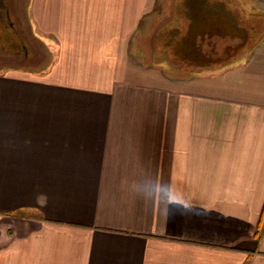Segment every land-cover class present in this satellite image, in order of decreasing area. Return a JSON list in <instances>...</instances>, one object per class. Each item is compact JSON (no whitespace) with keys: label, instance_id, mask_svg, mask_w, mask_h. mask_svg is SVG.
Instances as JSON below:
<instances>
[{"label":"crops","instance_id":"1","mask_svg":"<svg viewBox=\"0 0 264 264\" xmlns=\"http://www.w3.org/2000/svg\"><path fill=\"white\" fill-rule=\"evenodd\" d=\"M162 4L29 0L48 61L0 73V264H264V39L180 86L146 62Z\"/></svg>","mask_w":264,"mask_h":264},{"label":"rangeland","instance_id":"2","mask_svg":"<svg viewBox=\"0 0 264 264\" xmlns=\"http://www.w3.org/2000/svg\"><path fill=\"white\" fill-rule=\"evenodd\" d=\"M238 1L227 0V2H229V6L237 7L236 11L234 12L238 18L236 21L237 24L233 21V18L224 11V7H222L220 4H216V5L207 4L205 3V0H196L195 4H193V2H191L190 0L185 1L187 15L192 18V21L189 24L190 30L187 34V35L190 34V37L186 41L188 44L187 47L192 48V50L190 51L187 50L186 46L184 47L183 45H178L176 49L175 43L178 42L179 40H176V38L172 39L178 33V26L176 25L177 21L175 20L174 21L175 24L172 25L173 27L171 28V30L169 29V32L167 33L168 36L167 39L170 40L169 44L171 46L169 45L170 46L169 48H167L168 46H166L165 47L166 49L163 48L162 50L164 52L161 50V54H162L160 55L161 59H157L159 61L161 60L164 61V63H162L161 66H159V68L162 69L165 67L164 68L165 71H163V74L167 75L165 77H168V75H171V77L174 76L175 78L179 79L178 81L181 84L180 86L184 85L182 81L183 78L186 77V75L185 73L182 72V70H184V63L180 59L182 57L185 58V56L187 57L185 59H192L193 57L196 58L199 57V59L201 60L200 63H204V62L207 63V61H213L217 63V62H221L220 59L222 60L226 59L227 63H232V61H234L235 58L244 54V52L245 54L250 52L249 51L251 49L250 47L253 44H255L258 38L262 37V34L264 35V21L254 17L257 20L258 25L257 24L256 25L258 26V28L255 29L253 34L252 31L247 27L248 23L253 22V20L252 21L250 20V19H254L251 18L252 14L254 13L256 14L258 12L264 14V12H261L260 10L257 9L253 0H245L244 5H243V1H241L242 3ZM161 2L163 3L162 4L163 8L161 11L162 14L160 16H157L158 20H156L155 22L158 24L159 28L160 26H163V24H165L164 27H161V31L162 29L163 31L166 30L168 31V29L165 28V26L167 25L166 23H168L166 21H170L171 19L168 18L170 16L165 17L164 11L168 7L167 11L170 12L169 3L171 2V0H161ZM11 3H12L11 6H16L18 10V15H20L21 11L19 8L20 5H23V3H21V0H13V2ZM239 7L242 8L241 11H239L240 10ZM11 9L13 8L11 7ZM24 11L27 18L29 12L28 7H25ZM12 14H14V12ZM22 17H23V19H21L22 28L25 32L26 37L32 41L29 45L30 47L27 54L28 63H22L20 58L15 54L4 53V49H6L4 46L7 39L9 38L10 40L8 42L16 41V38H14L15 35H13L16 29L10 28L9 25H7L6 22L4 21L3 24H5V26L8 27L6 28L5 26L4 27L0 26V63H1L0 73L6 75V77L4 78L9 77L7 75H10V72L1 71L5 69V67H9V68L22 67L24 69L25 68L37 69L42 66L41 64H45L48 61L46 50L43 49V46L33 35L32 36L30 35L31 34L30 23L28 22L27 19L25 20L24 15ZM230 19H232L233 24H231L232 22ZM195 20L198 21L199 27L202 28H204V26L206 27L207 25H211L210 26L211 31L209 30L210 32L208 34H205L206 36H203L202 39L197 38L198 37L197 33L199 32L200 28L194 27L192 25L194 24L193 21L195 22ZM240 26L241 27L244 26V28L242 29L240 28ZM148 27L149 26H147L146 28ZM196 28H198L197 31ZM182 44H184V42ZM150 48H152V45H149V48L146 47L147 50L144 47L145 52L149 54L148 49ZM174 51L175 52L177 51L178 53L176 52L177 54H175ZM229 55L230 56L234 55V56H232V58L229 59L230 58ZM207 56L209 59L207 60L203 59L206 58ZM195 61L197 60L195 59ZM166 63L168 66L166 65ZM192 65L194 66V68H197L194 63ZM5 94H6V99L14 98V92H12V90L5 92Z\"/></svg>","mask_w":264,"mask_h":264},{"label":"trees","instance_id":"3","mask_svg":"<svg viewBox=\"0 0 264 264\" xmlns=\"http://www.w3.org/2000/svg\"><path fill=\"white\" fill-rule=\"evenodd\" d=\"M185 1L186 0H172L171 1V5L174 7V14H173V16H174V20H176L177 22H176V25L178 26V33H177V35L175 36V37H173V39L174 38H176V40H179L178 42H176L175 43V45H176V49H177V46L178 45H183L184 46V44H182L184 41H183V36L185 35L187 38L186 39H188L189 37H190V34L189 35H187L188 34V32H189V30H190V28H189V24H190V22L192 21V18L191 17H189L188 15H187V12L185 11L186 10V4H185ZM191 2H193V4H195V2H196V0H190ZM238 1V0H237ZM241 1H243V5L245 4V0H239L238 2H240V3H242ZM205 3H207V4H211V5H216V4H220L222 7H224V11L226 12V13H228L229 14V16H231L232 18H233V21L236 23V21H237V16H236V14L234 13L235 11H236V8L237 7H235V6H229V2H227V0H205ZM244 7V6H243ZM240 8V7H239ZM241 9L242 8H240V10L239 11H241ZM233 12V13H232ZM241 13V12H240ZM184 16L185 18H186V20H187V26H186V30L183 32V28H181V26H182V24H181V17L182 16ZM176 17V18H175ZM254 17H256L257 19H259V20H263L264 21V14H262V13H260V12H258V13H254V14H252V16H251V18H254ZM231 20V22H232V19H230ZM229 20V21H230ZM251 21L253 20V22H251V23H248V28L252 31V34L254 33V31H255V29L256 28H258V24H257V20L254 18V19H250ZM193 23L194 24H192L194 27H199V24H198V21L197 20H195V22L193 21ZM231 24H233V22L231 23ZM237 24V23H236ZM257 24V25H256ZM164 25L165 24H163V26L162 27H164ZM211 25H207L206 27L204 26V28H202V27H199L200 28V30H199V32L197 33L198 34V37L197 38H201L202 39V37L204 36V34H208L210 31H211V27H210ZM231 26V25H230ZM240 28H244V26H240ZM158 29V28H157ZM233 29V28H232ZM234 29H235V26H234ZM198 30V28H196V31ZM210 30V31H209ZM161 31V27L158 29V30H155V31H152V33H150L149 35V42L146 40V42H145V45L147 46V48H149V45H152V48L154 49V51H156L157 49L156 48H158L159 47V45H161L160 46V50H162L163 48H165L166 46H168V47H170L171 45L169 44L170 43V41H167L168 39H167V33H168V31L166 30V31H163V29H162V31ZM261 35V34H260ZM170 39V38H169ZM264 39V35L262 34V37H260V38H258L257 39V41L255 42V44H258L260 41H262ZM163 40V42H165V43H162L161 41ZM255 44H253L250 48V50L249 51H251L252 49H254V47H255ZM170 45V46H169ZM187 41H186V48H187V50H192V48H190V47H187ZM244 45V44H243ZM167 47V48H168ZM185 47V46H184ZM243 47V46H242ZM241 47V48H242ZM152 48H150V49H152ZM145 49H146V47H145ZM149 49V50H150ZM166 49V48H165ZM237 49H239V48H237ZM147 50V49H146ZM177 52V51H176ZM175 51H174V53L175 54H177ZM232 56H234V55H232ZM232 56H230L229 55V59H231L232 58ZM180 59V58H179ZM195 59L197 60V61H195ZM203 59H209L208 57H206V58H203ZM229 59H227V60H229ZM181 61H183V63H184V67H185V58L184 57H182L181 59H180ZM156 61H159V60H157V59H150V60H147V63L148 64H154V62H156ZM191 63H194L195 64V66L197 67V66H200V64H202L201 66H206V65H209L210 63H212L211 61H207V63H205L204 61V63H200V59H199V57H193L191 60H189ZM220 61L221 62H227L226 61V59L225 60H222V59H220ZM221 62H217V63H220L221 64ZM167 64V63H166ZM169 64V63H168ZM173 66V65H172Z\"/></svg>","mask_w":264,"mask_h":264},{"label":"flooded vegetation","instance_id":"4","mask_svg":"<svg viewBox=\"0 0 264 264\" xmlns=\"http://www.w3.org/2000/svg\"><path fill=\"white\" fill-rule=\"evenodd\" d=\"M11 2H13V0H0V5H1L0 6V26L4 27L5 24H3V22L5 21L6 24L9 25L10 28H15L17 30V31L15 30V33L13 34V35H15L14 38H16V41L8 42V41H10L8 38L7 41L5 42L4 47L6 49H4V53L15 54L16 56H18L20 58L22 63H28L27 54H28V50L30 47L29 45L32 41L26 37L25 32L22 28V23H21L22 20L21 19H23L22 16L24 15L25 20L26 19L28 20V17L26 18L24 8L28 7L29 0H26V1L23 0V2L21 0V3H23V5H20V8H19L21 11L20 15H18V10H17L16 6H11L12 5ZM11 7L13 9H11ZM13 12H14V14H12ZM6 28H8V27H6ZM12 33H13V31H12ZM30 35L32 36L33 34H30ZM12 63H14V62H12ZM11 69H12V67H10V68L5 67V69H3L1 71L5 72V71H10Z\"/></svg>","mask_w":264,"mask_h":264}]
</instances>
